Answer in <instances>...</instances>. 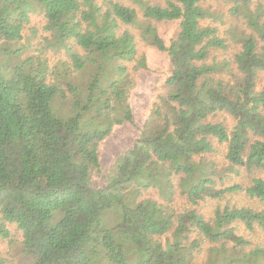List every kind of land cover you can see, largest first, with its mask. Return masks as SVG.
<instances>
[{
  "label": "trees",
  "instance_id": "16d2710c",
  "mask_svg": "<svg viewBox=\"0 0 264 264\" xmlns=\"http://www.w3.org/2000/svg\"><path fill=\"white\" fill-rule=\"evenodd\" d=\"M201 1L0 0V40L21 41L29 28L30 43L39 35L34 15L46 32L33 54L13 63L31 47L22 44L0 61V238L15 224L34 264H193L204 241L208 264H264V243L240 232L264 230V177L254 176L264 172V89H256L264 3L235 0L234 13L251 28L235 70L209 62L228 43ZM153 20L180 21L169 45ZM138 26L145 42L169 55L168 92L96 187L100 143L134 118V73L147 66L131 29ZM225 69L232 81L217 75ZM220 112L235 118L232 129L211 120ZM215 141L227 143L224 169L208 157ZM232 174L247 181L224 186ZM150 190L162 201L140 198ZM238 192L253 203L218 208L211 219L172 206L178 193L197 205ZM114 211L118 221L107 224ZM170 231L174 240L164 244ZM194 232L199 238L190 241Z\"/></svg>",
  "mask_w": 264,
  "mask_h": 264
},
{
  "label": "rangeland",
  "instance_id": "374dc122",
  "mask_svg": "<svg viewBox=\"0 0 264 264\" xmlns=\"http://www.w3.org/2000/svg\"><path fill=\"white\" fill-rule=\"evenodd\" d=\"M201 3L202 5L209 7L216 17H218L215 21L213 19H210V21H213V23L220 28V34L227 39L228 43V47L225 49H213L210 54L209 62H213L214 60L220 65L228 63V68L236 70L234 54L241 49L242 38L246 34L251 33V28L248 26L245 16L234 13L233 8L237 5L235 0H202ZM259 3H264V0H253L252 8H256ZM139 16H141L140 11ZM151 23L156 26L160 36L164 39L167 45L171 43V40L176 37L180 30L179 20H153ZM31 26H35L38 29L39 35L38 37L30 38V43L28 38L32 31L29 28L25 31L24 38L21 41H10L6 38L0 40V61L7 57L6 52L10 53L9 50H15L22 44H31V47L23 52L18 58L13 59V57V63L34 53L35 47H38L36 43L39 42L42 36L46 33L43 28L44 19L42 16L34 15L30 24V27ZM131 29L136 35L139 53H144L146 56L147 66L134 73L136 85L131 90L129 97V102L134 114L133 121L115 125L111 134L100 143L101 166L99 170L94 171L92 176L93 184L96 187H101L105 184L106 175L117 157L132 147L135 140L140 136L144 124L151 114L153 102L158 100L159 95L168 92L169 86L167 80L172 72L168 53L145 42L142 38L140 26ZM12 56L10 53V57ZM217 75H221V77L231 81L233 80V75L227 69L224 71L222 70ZM256 89L258 91L264 89V71L259 73ZM211 120L222 121L231 129L236 124L235 118L226 112L216 114L211 117ZM215 147V151L212 154H209L208 157L210 160L216 161L221 169H224L227 166V160L225 157L227 143H219L215 141ZM254 176L264 177V172L256 173ZM242 181H247L245 174L243 175V178L236 174H232L231 177L225 179L224 186L232 185L235 182L240 183ZM140 198H152L162 201L157 190L144 192ZM250 203H253V200L247 197L245 192L229 193L220 199L208 198L197 205H192L185 196L178 193L172 206L178 213L195 209L199 213H202L207 219H211L215 217L218 208L223 209L226 205L241 206ZM260 207L264 208L262 205ZM118 217L119 213L117 211L106 214L107 224H115L118 221ZM10 229V238H0V253L6 259V264H34L32 258L23 250L22 231L19 230L15 224L10 225ZM240 232L246 234L254 241H261L264 243V230H261V228H258V233L255 234L246 230L244 226H240ZM194 238H199L198 234L195 232L191 234L190 241ZM160 239L164 244L167 241H173V231L166 233L164 236L160 237ZM209 246L210 244L207 241H204L200 249L194 250L193 256L189 257L188 260L193 264H208L209 251H207V249Z\"/></svg>",
  "mask_w": 264,
  "mask_h": 264
}]
</instances>
